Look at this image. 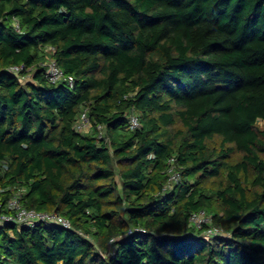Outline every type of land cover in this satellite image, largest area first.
Listing matches in <instances>:
<instances>
[{
	"label": "trees",
	"instance_id": "16d2710c",
	"mask_svg": "<svg viewBox=\"0 0 264 264\" xmlns=\"http://www.w3.org/2000/svg\"><path fill=\"white\" fill-rule=\"evenodd\" d=\"M18 195L72 228L0 224V264H264V0H0V212Z\"/></svg>",
	"mask_w": 264,
	"mask_h": 264
},
{
	"label": "built area",
	"instance_id": "2783aa9c",
	"mask_svg": "<svg viewBox=\"0 0 264 264\" xmlns=\"http://www.w3.org/2000/svg\"><path fill=\"white\" fill-rule=\"evenodd\" d=\"M46 51L49 53H54L55 49L49 47ZM42 65L46 68L47 77L52 84L67 81L69 85L73 87V77L65 75L64 71L59 67V65L53 58H48ZM22 69L23 67L14 66L10 68V72L18 74ZM92 127L93 124L89 118L88 113L86 111L83 112L75 125V130L79 133L87 134L91 131ZM139 127V118L135 115L130 116L129 128L131 130H136ZM98 131L100 138H102L104 132L101 126L98 127ZM170 162L172 166L170 168L169 182L164 188V191L170 190L181 179L180 173L179 171H177L174 165V159H172ZM6 207L9 210V213L0 212V224L12 223L28 228H34L39 224H47L61 226L66 229L72 228L71 222L61 215L39 212L36 210L25 208L21 202L19 195L11 199ZM190 224L197 229H203L205 226H207L208 228L206 230V236L209 239L228 236V233H226L224 229L214 225L213 217L205 211H200L191 215Z\"/></svg>",
	"mask_w": 264,
	"mask_h": 264
},
{
	"label": "rangeland",
	"instance_id": "374dc122",
	"mask_svg": "<svg viewBox=\"0 0 264 264\" xmlns=\"http://www.w3.org/2000/svg\"><path fill=\"white\" fill-rule=\"evenodd\" d=\"M32 78H33V76L32 75H29V76L23 77L21 80H22L23 83H26V82L31 81ZM260 124L263 125L262 122H260Z\"/></svg>",
	"mask_w": 264,
	"mask_h": 264
}]
</instances>
